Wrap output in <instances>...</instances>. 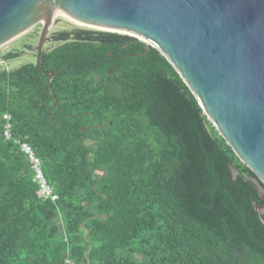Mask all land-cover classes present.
<instances>
[{"label": "trees", "instance_id": "trees-1", "mask_svg": "<svg viewBox=\"0 0 264 264\" xmlns=\"http://www.w3.org/2000/svg\"><path fill=\"white\" fill-rule=\"evenodd\" d=\"M54 42L52 85L36 63L0 71V264H264V183L167 58L112 32ZM16 140L58 202L39 197Z\"/></svg>", "mask_w": 264, "mask_h": 264}, {"label": "water", "instance_id": "water-1", "mask_svg": "<svg viewBox=\"0 0 264 264\" xmlns=\"http://www.w3.org/2000/svg\"><path fill=\"white\" fill-rule=\"evenodd\" d=\"M61 14L158 49L264 183V0H0V49L42 25L37 66L50 85L42 54Z\"/></svg>", "mask_w": 264, "mask_h": 264}, {"label": "rangeland", "instance_id": "rangeland-1", "mask_svg": "<svg viewBox=\"0 0 264 264\" xmlns=\"http://www.w3.org/2000/svg\"><path fill=\"white\" fill-rule=\"evenodd\" d=\"M74 29L100 31V30H95V29H88V28L79 27V26L73 24L72 22L68 21V19H66L62 15H60L55 20V23L51 29V33L49 36V42L46 46V49H48V51H50L51 49H54L57 46H59V45H56L54 42V36L55 35H57L60 32H63V31H73ZM41 32H42V25H38V26L34 27L32 30H30L28 33L20 36L16 40L10 42L8 45H6L2 49H0V71H15V70L22 68L24 65L32 64V63L35 64V60H37L36 55L34 53H32V55H29V56L27 54H23L24 52L22 51V47L24 50V47L26 45H29V46L31 45L34 47V49H37V45L39 43ZM14 51L19 52L20 55L22 54L21 57L17 58V60H15L13 62L11 61L10 63L4 61L5 56L9 53H13ZM92 142H94L93 139H88L87 145L93 146L94 143H92ZM23 143L26 144L27 142H23ZM34 153H35V151H34ZM34 159L32 158L33 161H34ZM31 169H32V167H31ZM58 200H60V199H58ZM55 201H57V200H54L53 202H55ZM88 235H86V237H88Z\"/></svg>", "mask_w": 264, "mask_h": 264}, {"label": "built area", "instance_id": "built-area-1", "mask_svg": "<svg viewBox=\"0 0 264 264\" xmlns=\"http://www.w3.org/2000/svg\"><path fill=\"white\" fill-rule=\"evenodd\" d=\"M4 120L6 121L5 136L8 140H14L13 135V116L10 113L4 115ZM20 145L21 150L27 156L28 160L31 162L32 170L35 174V181L39 185L38 195L41 199L45 200H57L60 199L59 194L55 191L54 187L50 183L45 169L42 166V160L34 153V149L30 144L23 143L21 140H16ZM34 161L32 160V158ZM55 201V202H57Z\"/></svg>", "mask_w": 264, "mask_h": 264}, {"label": "flooded vegetation", "instance_id": "flooded-vegetation-1", "mask_svg": "<svg viewBox=\"0 0 264 264\" xmlns=\"http://www.w3.org/2000/svg\"><path fill=\"white\" fill-rule=\"evenodd\" d=\"M48 42H49V39H48ZM48 42H47V44H48ZM63 42H55V44L56 45H61ZM31 46V45H30ZM29 45H26L25 47H24V50H23V47H22V51L24 52L23 54H27L28 56L29 55H32V53H34L35 55H36V58L38 57V54H36L37 53V50H38V45H37V49H34V47L33 46H31L30 47ZM47 46V45H46ZM30 47V48H29ZM31 50H33V51H31ZM45 51H48V49H46ZM22 55V54H21ZM35 63L37 64V60H35ZM28 65V64H27ZM94 140V142H92V143H94V144H97L98 142H99V140L97 139H93Z\"/></svg>", "mask_w": 264, "mask_h": 264}, {"label": "bare ground", "instance_id": "bare-ground-1", "mask_svg": "<svg viewBox=\"0 0 264 264\" xmlns=\"http://www.w3.org/2000/svg\"><path fill=\"white\" fill-rule=\"evenodd\" d=\"M63 17H65L66 19H68V21L72 22L73 24L79 26V27H82V28H88V29H97V28H94V27H91V26H88V25H84V24H81L79 23L78 21L72 19L71 17H68V15H65V14H61Z\"/></svg>", "mask_w": 264, "mask_h": 264}, {"label": "crops", "instance_id": "crops-1", "mask_svg": "<svg viewBox=\"0 0 264 264\" xmlns=\"http://www.w3.org/2000/svg\"><path fill=\"white\" fill-rule=\"evenodd\" d=\"M87 238V237H86Z\"/></svg>", "mask_w": 264, "mask_h": 264}]
</instances>
